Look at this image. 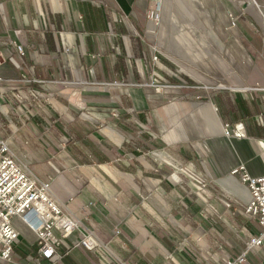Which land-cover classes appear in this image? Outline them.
<instances>
[{
	"label": "crops",
	"instance_id": "1",
	"mask_svg": "<svg viewBox=\"0 0 264 264\" xmlns=\"http://www.w3.org/2000/svg\"><path fill=\"white\" fill-rule=\"evenodd\" d=\"M194 1L222 16L201 36L199 86L171 61L174 37L158 38L156 25L145 20L160 0H0V141L50 180L102 243L134 253L136 264H161V255L168 264H209L208 256L225 264L247 250L244 264H264V244L248 245L262 228L245 213L248 191L240 175L231 176L242 165L253 177L264 175V39L255 37L260 32L250 21L242 30L232 24L229 0ZM257 1L264 8V0ZM251 9L248 1L241 14L256 20ZM180 31L186 48V31ZM144 35L160 45L169 41L173 57L155 62ZM148 78L163 91L144 88ZM124 89L130 91L126 102ZM176 111L190 116L184 129ZM238 123L247 137L225 136L224 126ZM45 171L42 178L38 173ZM194 172L212 179L205 201L187 180ZM165 210L196 246H178L161 223ZM196 217L200 228H192ZM18 232L14 248L27 255L13 253L12 262L0 264H82L75 252L88 264H102L97 253L75 246L76 234L53 261L35 260L19 241L34 238L38 250L36 235Z\"/></svg>",
	"mask_w": 264,
	"mask_h": 264
},
{
	"label": "built area",
	"instance_id": "2",
	"mask_svg": "<svg viewBox=\"0 0 264 264\" xmlns=\"http://www.w3.org/2000/svg\"><path fill=\"white\" fill-rule=\"evenodd\" d=\"M230 20L235 26L236 18L230 15ZM3 63L0 52V67ZM224 131L229 137H247L243 123L234 127L226 124ZM238 175L248 191L245 213L262 228V233L252 237L248 245L250 248L260 247L264 244V175L253 177L243 165L231 172L232 177ZM14 218H20L36 235L38 253L44 259L59 257L63 244L74 234L79 236L75 246L103 255L104 258L107 256V245L76 217L68 202L55 196L51 184L40 181L7 141H0V261H13L14 245L20 236L13 225ZM247 254L248 250L235 259L226 260L225 264H244Z\"/></svg>",
	"mask_w": 264,
	"mask_h": 264
},
{
	"label": "rangeland",
	"instance_id": "3",
	"mask_svg": "<svg viewBox=\"0 0 264 264\" xmlns=\"http://www.w3.org/2000/svg\"><path fill=\"white\" fill-rule=\"evenodd\" d=\"M201 3L204 2V0H200ZM248 1L251 3V5L253 6V8L255 10H250V15L254 14V16L256 14H258V17H256L257 19H253V17H247L245 15H242L241 13L243 12V6L244 4H248ZM230 2H233V4H231ZM234 4L236 5V7L239 9L240 12V16L234 11L235 7ZM227 8L230 9V11L234 14V17L237 18L236 19V27H238L239 29H243L244 25H248L249 21L250 23H254L256 28L258 29V31L260 32L258 34V32L255 31L256 36L258 39H264V8L263 7H259L263 13V15L260 12V9L257 7V2L256 0H229V2L227 1L226 3ZM158 10H156V13H152L149 12L146 15L145 20L150 21L152 23H154L156 25V32H158V38L161 39L162 33H164L165 35L169 34V38L172 39L174 37L175 39V47L174 49L176 50V53L174 55V57H176V59H171V61L173 62V64L176 67V70L180 73V75H185L190 77V79L192 80V82H194L193 84L196 86H199L200 83V79H199V69H200V57H201V53H200V49H204V45H201V36H203L204 38L206 37V32L208 33L209 31H207L206 28V24H212L217 20H221L222 16L220 14V12L216 13L215 10L209 8V10H204V8L199 7L194 0H160L159 2V6L157 7ZM221 16V17H220ZM224 19V18H223ZM164 27H166V29H164ZM181 27L184 28V31H186V35H187V43L188 46H186V48H184V46H180V42L181 38H180V33L182 31ZM249 27V26H248ZM249 29H255L254 27L250 26ZM244 34L247 35L246 30H243ZM144 37V41L150 45V47L153 49L154 53H155V57H154V61L157 62V59H165L164 57H173V56H169V53L167 51L166 48H168V44L169 47L171 48V44L170 42L167 40L163 41L164 43L161 42V45L159 44V41L156 40H152V39H147ZM254 39V36H252ZM210 40V38H208ZM251 40V38H249ZM209 43L211 44H215L214 41H209ZM165 46V47H164ZM185 50H184V49ZM166 60V59H165ZM154 79H147V82L142 83L144 85V88L150 89V88H154V86L157 84L153 81ZM178 84V81L177 83ZM140 85V84H139ZM138 85V86H139ZM137 86V87H138ZM135 87V86H134ZM156 87V86H155ZM131 88V87H129ZM139 88V87H138ZM163 91L162 87H156V90L158 91ZM161 91V92H162ZM124 95L121 97V100L123 102L129 101L130 99V91L127 92L126 89H124L123 91ZM160 112H165L164 110H160ZM180 111H176L175 117H176V121L178 124H181L180 128L178 129H184L183 126L184 122L187 120H190V116H187V118H183L182 115H178L177 113H179ZM115 117L119 116V112H115L113 114ZM187 115V114H186ZM186 119V120H185ZM192 121V120H191ZM195 135L199 134L200 129L198 128V126L193 125L192 126ZM163 130V129H162ZM164 131V130H163ZM164 134V132H163ZM225 136H227V134L224 131ZM229 137V136H227ZM194 139V138H192ZM197 139H194L193 141H195ZM200 140V139H199ZM199 141L194 142L195 147L198 149L199 144L197 143ZM202 144V143H201ZM205 144V143H204ZM262 146H264V144L262 143ZM156 153H159L158 151L156 152H152L151 156L154 159H157L156 157ZM21 159V158H20ZM22 160V159H21ZM198 160V159H197ZM23 161V160H22ZM199 161V160H198ZM194 163L197 167L200 166L198 163L199 162ZM23 163L31 170V172L33 174H35L33 172V170L31 169L30 165H27L24 161ZM180 168L186 169L187 167H181ZM194 169V167H193ZM42 178H46L47 175V171L44 172V175L38 173ZM36 175V174H35ZM37 176V175H36ZM192 178H191V177ZM190 176L187 177L188 181H191V183H193L192 185V192L197 193L198 195H200V197H202V199H207V192L208 191V186L211 182V178L207 179L205 176H201L198 172H194V173H190ZM38 177V176H37ZM39 178V177H38ZM40 179V178H39ZM40 181L45 182V183H50L51 184V188H52V183L51 181H43L40 179ZM52 191L54 193L55 196H57L59 199H61L53 190ZM161 201H167L166 198H164L161 193ZM72 199V198H71ZM203 199V200H204ZM62 200V199H61ZM205 201V200H204ZM69 204V203H68ZM197 206L199 207V203H197ZM211 206V202H210V198H209V194H208V207ZM218 209V208H217ZM161 217V223L165 226V228L172 234V236L176 239V242L178 244V246H185V247H194L197 245V243H195L194 238L190 239L186 234L187 232H181L183 231V227H180L178 225V223L173 222L171 220L168 219L167 216V211H163V213H161L160 215ZM196 220L198 221L197 223H192V228L196 227V228H200L199 224L202 225L204 224L202 221H199V219L196 217ZM13 225L20 231L21 235L23 237H27L30 235V229L28 228V226L20 219H15L13 221ZM191 228V227H190ZM189 229V228H188ZM117 232H119V234H117ZM122 233V229L117 226V228H115V236L116 237H120ZM57 236H59L58 233H56ZM26 243L27 251L29 254L28 256L30 258L35 257V254L38 253V250H36L35 245L33 246V242H34V238L30 239L29 241L25 240H20L19 243L21 242ZM116 242V241H115ZM24 245V244H22ZM117 247H119V245H117ZM115 253H114V251ZM63 251H60V254ZM99 255V254H97ZM74 256L82 263V264H88V262L82 257V255H80L78 252H75ZM106 258V259H105ZM105 258L103 257V255L100 256L99 261L102 264H136L137 261L135 259V255L134 253H126V252H118V249H116V247L111 248L108 244H107V256L105 255ZM208 263L209 264H220L218 262V256H208ZM237 258V257H236ZM35 260H37V258H35ZM161 260V264H168V259H166L163 255H161L160 257Z\"/></svg>",
	"mask_w": 264,
	"mask_h": 264
},
{
	"label": "trees",
	"instance_id": "4",
	"mask_svg": "<svg viewBox=\"0 0 264 264\" xmlns=\"http://www.w3.org/2000/svg\"><path fill=\"white\" fill-rule=\"evenodd\" d=\"M256 1H257V0H256ZM257 3L259 4L258 1H257ZM169 246L173 247V245H170V244H169ZM13 253L16 254V255H18V256H21V257H23V258H24V256L27 255V254H24V255H23V254H19V253H17V251L15 250V248H14ZM60 255H61V254H60ZM35 258H38L40 261H43V262H50V261H53V260H47V259H44V258L41 257L40 254H38V253L35 254ZM67 258H68L67 256H62V259H61V260H68V259H69V261L74 262L72 258H70V257H69L68 259H67Z\"/></svg>",
	"mask_w": 264,
	"mask_h": 264
}]
</instances>
